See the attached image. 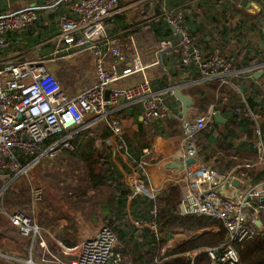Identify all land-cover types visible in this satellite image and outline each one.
I'll return each instance as SVG.
<instances>
[{"label":"built area","instance_id":"obj_1","mask_svg":"<svg viewBox=\"0 0 264 264\" xmlns=\"http://www.w3.org/2000/svg\"><path fill=\"white\" fill-rule=\"evenodd\" d=\"M120 6L121 0H76L71 5V13L59 17L56 46L50 57L30 58L20 54L0 61V181L5 182L2 190H6L9 183L26 177L30 168L41 161H51L64 151L75 150L74 136L90 124L106 123L112 134L104 142L108 146L117 144L119 149L127 151L121 110L141 104L147 125L173 117L167 96L152 87L141 51L131 54L109 36L107 20ZM39 17L35 8L0 14V53L12 44L21 43L20 37L8 39L9 34L28 31ZM162 19L180 34L181 51L175 56L171 41L162 37L160 53L175 57L180 65L196 67L205 79L226 78L237 72L234 58L205 50L196 43L185 24L183 11L163 9ZM88 55L96 81L91 87L71 95L60 84L48 61ZM245 70L247 78L254 79L255 74L264 71V61ZM136 75L140 78L125 82ZM255 101L259 103L255 112L264 113V89ZM182 123L181 157L187 163L198 156L194 138L207 128L209 116L199 113L194 119L185 117ZM255 128L257 136L263 137L257 125ZM139 176L148 177L142 164L132 179L130 199L144 194L156 199L160 194L148 188ZM185 179L189 193L182 197L180 214L216 218L227 232L219 246L206 249L207 264H243L240 249L264 232V182L252 184L236 196L230 192L238 189L236 184L245 182L236 169L222 172L214 166H206L188 172ZM41 195L42 191L37 189L34 198L40 200ZM156 212L154 206L151 213ZM5 214L31 242L29 264H127L118 250V239L108 226H103L92 239L75 245L57 242L60 258L48 247L44 229L32 216L22 210ZM135 224L140 229L150 227L156 236L163 237L153 219H136ZM185 236L181 234L182 238Z\"/></svg>","mask_w":264,"mask_h":264},{"label":"crops","instance_id":"obj_2","mask_svg":"<svg viewBox=\"0 0 264 264\" xmlns=\"http://www.w3.org/2000/svg\"><path fill=\"white\" fill-rule=\"evenodd\" d=\"M74 1L76 0H0V14L28 8H35L40 14L37 24L30 27L28 31L19 34L11 33L7 36L10 40L20 37L21 43L12 44L2 50L0 61L20 54L32 58L51 56L56 46L55 36L59 32V17L71 13V5ZM147 1L121 0L120 8L107 20V26L110 38L119 41L123 50L131 54L141 51L142 61L148 65L147 73L151 78L153 89L167 96L173 111L171 119L176 117L181 119L178 127L180 131L168 136L166 131L170 128L167 120L157 121L150 125V129L148 128L149 125L143 120L144 110L141 104L119 112L126 133L130 136L143 135L139 133L137 122L142 123L147 131V135L143 137L144 143H140L146 146L138 163L144 165L147 170L148 188H153L161 194L170 184L178 183L182 189V197L186 196L189 193V185L185 181V176L188 172H194L206 166H214L222 172L236 169L241 179L243 176L239 172L240 169H254L256 178L242 179L245 182L236 184L238 189H232L230 192L232 195L238 196L240 191H246V188L252 184L264 182V113L260 110L255 112L257 106L251 108L248 102L252 95L259 100L264 89V74L259 78L248 79L245 69L251 65L244 67L242 59L245 52L249 53L256 63L264 61V21L261 15L251 16L246 13L243 6L245 0L237 5L235 3L238 0H156L159 2L156 14H150L142 7ZM248 1L247 6L252 1L259 3L258 0ZM163 9L183 11L185 24L196 43L205 50L218 51L234 58L237 72L226 78L205 79L196 67L180 65L175 57L160 53L158 50L160 40L156 39L152 24H160L161 20L163 21ZM160 35L171 41L177 56L181 51L180 34L171 27V29H163ZM138 78L140 75L131 77L125 82H132ZM58 80L64 87L61 80L59 78ZM95 81L96 76L94 83ZM78 91L67 92L74 95ZM177 92L192 99L193 107L188 110L186 117L194 119L199 113H207L206 115L209 116L207 126H210L208 133L212 139L209 140L204 135V130L198 134L195 143L199 154L192 163H184L181 157L184 117H180L183 104L176 97ZM213 96L214 99H212ZM201 105L202 107L198 109L197 106ZM240 107H243L255 121L254 127L247 126L243 122L245 126L241 129L237 124H228L231 115L235 111L239 112ZM215 113H219L225 123L218 122L215 119ZM101 124L106 123H94L88 127L92 129ZM256 125L263 133V137L257 136ZM231 130L235 133L234 135H231ZM206 155L208 160L204 158ZM232 156H237L238 159L233 160ZM234 161H238V164L232 168L229 167ZM248 164L250 166L245 167ZM257 179H261L260 182L254 183ZM142 196L148 197L146 194L137 195V197ZM2 215V219L0 217V249H11L16 243L10 235L20 233L9 218L4 213ZM183 240L184 238L181 237L180 242ZM0 257L3 256L0 254Z\"/></svg>","mask_w":264,"mask_h":264},{"label":"trees","instance_id":"obj_3","mask_svg":"<svg viewBox=\"0 0 264 264\" xmlns=\"http://www.w3.org/2000/svg\"><path fill=\"white\" fill-rule=\"evenodd\" d=\"M248 2L245 0L243 6H247ZM158 6L159 3L155 0L147 1L144 4V9L146 12L150 11V14H156L158 13ZM152 26L158 40L164 37L160 35L163 29H171L162 20L160 24L153 23ZM244 54L242 58L244 67L256 64L255 59H252L249 53L244 52ZM248 102L251 108L259 105L255 101L254 95L248 99ZM201 107L202 105L197 106L198 109ZM240 108L239 112L235 111L231 115L228 124H237L239 129L245 125L254 127L255 121L243 107ZM167 121L170 128L169 131H166L168 136L180 131L178 127L181 119L179 117L169 118ZM137 123L139 133L143 135L130 136L129 133H125L124 140L127 151L119 149L117 144L105 146V150L100 151L95 146V137L90 138V130L86 128L74 136L73 141L76 148L70 151V154L78 156L86 163L89 180L93 188L111 189L106 200L104 217L108 219V225L118 239V250L123 256L127 255L130 258L129 264H207L209 258L205 252L206 249L219 246L227 236L226 229L223 223L216 218L181 215L179 206L182 200V189L178 183L170 184L168 189L154 200L146 196L130 199L133 191L131 182L140 169L138 161L143 148L146 146V144H142L147 131L142 123ZM100 127L95 126L93 127L95 129H90L94 131L93 133L101 134L103 140L112 134L107 126L103 131L98 132ZM209 127L207 126L203 133L211 140L212 138L208 133ZM230 133L231 135L235 134L233 130ZM250 136H252V132H250ZM204 158L208 160V155ZM236 164L238 161L232 162L229 167L232 168ZM253 170L242 168L239 172L246 179H255ZM258 179L254 180V183L260 182L261 179ZM139 180L145 181L148 185L146 176H139ZM154 206L157 209L155 215L151 213ZM136 219L155 220L164 237L156 236L150 227L140 229L135 224ZM175 231L188 232L192 235L178 246L168 248L162 253L167 241L173 237ZM190 256L194 259H190ZM240 257L243 264H264V232L251 240L245 248L240 249Z\"/></svg>","mask_w":264,"mask_h":264},{"label":"rangeland","instance_id":"obj_4","mask_svg":"<svg viewBox=\"0 0 264 264\" xmlns=\"http://www.w3.org/2000/svg\"><path fill=\"white\" fill-rule=\"evenodd\" d=\"M242 2L243 0H239L235 5L242 4ZM258 2L253 3L252 1L249 6L244 8L246 13L251 16L261 15L264 21V0H258ZM144 4L142 5L143 8ZM48 65L55 71L57 78L64 85L63 88L69 93L89 88L94 84L96 75L89 55L79 58H57L56 60L48 61ZM207 91L209 93V90ZM209 94L207 95L209 96ZM212 99H214V96ZM98 126H101L98 132L106 128L103 124ZM87 129L90 130L89 137H95V146L100 151H104L105 146H108V144L104 142L101 134L93 133L94 131H91L90 128ZM124 132L126 133L125 126ZM197 137L198 135L194 138L195 142ZM70 153L64 151L54 160L41 161L39 164L34 165L30 168L26 177L9 183L6 190L1 189L5 182L0 181V190L4 191H0L1 219L3 217L2 213H11L15 210L26 212L44 229V237L48 247L57 253L60 258H62V254L56 242L61 241L65 245H75L76 243L92 239L103 226L110 227L108 219L104 217V211L111 189L93 188L89 180L86 163L83 159ZM37 189L42 191L40 200L34 198V193ZM215 229L218 228L216 227ZM181 234L186 235L184 240L192 235V233L188 232L175 231L173 237L167 241L162 253L168 248L178 246L181 243ZM19 235L17 233L10 235L13 238V242L16 243L11 249H0V254L5 257H0V264H13L16 262L18 264H29L28 261L32 250L31 242L21 234ZM63 258L64 260L67 259V257ZM124 258L125 262L129 264L130 258L127 255H124Z\"/></svg>","mask_w":264,"mask_h":264},{"label":"water","instance_id":"obj_5","mask_svg":"<svg viewBox=\"0 0 264 264\" xmlns=\"http://www.w3.org/2000/svg\"><path fill=\"white\" fill-rule=\"evenodd\" d=\"M264 74V71L263 72H260V73H257L254 77H261L262 75ZM176 97L178 98V100L183 104V111L182 113L180 114V117H186L187 116V112L190 108L193 107V102H192V99L190 97H187V96H184L181 92H177L176 93ZM215 119L218 121V122H221V123H225V120L220 116L219 113H215ZM194 159L190 160L189 162H193ZM190 259H194L193 257L190 256Z\"/></svg>","mask_w":264,"mask_h":264}]
</instances>
